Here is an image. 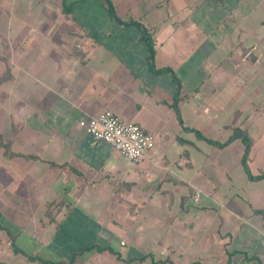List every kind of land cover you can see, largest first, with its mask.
Masks as SVG:
<instances>
[{
	"label": "crops",
	"instance_id": "obj_1",
	"mask_svg": "<svg viewBox=\"0 0 264 264\" xmlns=\"http://www.w3.org/2000/svg\"><path fill=\"white\" fill-rule=\"evenodd\" d=\"M110 2L0 0V264H264V0Z\"/></svg>",
	"mask_w": 264,
	"mask_h": 264
},
{
	"label": "built area",
	"instance_id": "obj_2",
	"mask_svg": "<svg viewBox=\"0 0 264 264\" xmlns=\"http://www.w3.org/2000/svg\"><path fill=\"white\" fill-rule=\"evenodd\" d=\"M79 125L95 139L108 143L132 162L139 161L154 144L152 135L139 124L125 121L108 110L80 120Z\"/></svg>",
	"mask_w": 264,
	"mask_h": 264
},
{
	"label": "trees",
	"instance_id": "obj_3",
	"mask_svg": "<svg viewBox=\"0 0 264 264\" xmlns=\"http://www.w3.org/2000/svg\"><path fill=\"white\" fill-rule=\"evenodd\" d=\"M105 2H106L107 10L109 11V13L112 16H115V12H114V9L112 7L110 0H105ZM147 38H148V47H149V51H150V55H151L152 44H151V41L149 40L148 36H147ZM234 139H239L241 141V143L244 145V151L242 153L240 162H241L243 169L247 173V175L250 178H262V177H264V172H261L260 174H257V175H252L249 171V168L247 165V157H248L251 139H250L249 135L247 134L246 130L236 126V127H233L231 129L230 135L224 141L210 140V142H212L213 144L218 145V146H224V145L228 144L229 142L233 141ZM0 228L4 229L8 233V235H11V232H10L11 228L9 227V225H5L2 222H0ZM11 237H12V235H11ZM12 249L14 251L19 250L13 243H12Z\"/></svg>",
	"mask_w": 264,
	"mask_h": 264
},
{
	"label": "rangeland",
	"instance_id": "obj_4",
	"mask_svg": "<svg viewBox=\"0 0 264 264\" xmlns=\"http://www.w3.org/2000/svg\"><path fill=\"white\" fill-rule=\"evenodd\" d=\"M155 250H156V252H160V250H159V245L158 244H155Z\"/></svg>",
	"mask_w": 264,
	"mask_h": 264
}]
</instances>
